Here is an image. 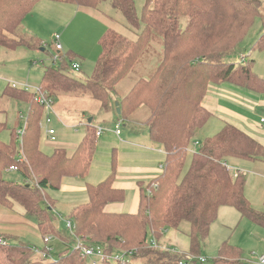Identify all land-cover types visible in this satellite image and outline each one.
<instances>
[{
	"label": "trees",
	"instance_id": "obj_1",
	"mask_svg": "<svg viewBox=\"0 0 264 264\" xmlns=\"http://www.w3.org/2000/svg\"><path fill=\"white\" fill-rule=\"evenodd\" d=\"M39 1L45 0H0V49L42 47L29 34L17 35L22 20ZM46 1L97 9L105 0ZM110 2L135 39L107 30L99 41L100 55L89 77L71 75L74 57L66 53L56 66L48 64L43 68L37 89L53 102L64 97L87 98L98 103L103 112L112 108L117 118L126 122H136L132 121L135 116L145 111V118L139 122L147 128L149 141L162 148L165 158L160 175L140 185L137 212L113 214L105 212V207L124 199L123 191L112 186L116 173L113 152L108 176L97 185H87L88 202L73 208L69 215L75 235L89 243L105 245L108 250L137 249L130 264H179L185 255L152 248L146 241L148 231L157 240L167 229L179 230L185 223L189 254L196 259L200 242L207 239L222 206L232 207L242 218L264 229V212L255 211L245 197L244 176H233L226 166L227 158L264 162V149L254 140L224 124L218 133L204 139L186 166L188 147L212 117L202 106L209 84H233L264 93V79L256 77L250 65L226 61L254 20L264 23L262 1L144 0L139 13L134 0ZM154 37L159 39L160 50L157 39L153 44ZM255 48L264 51V34ZM145 55L153 65L151 72L135 80L125 94L119 93L118 85ZM2 97L25 104L27 114L23 135L13 133L14 138H20L19 150L14 142L0 141V170L14 166L26 179L34 175L37 183L11 182L3 179L0 171V206L20 207L36 222L42 239L57 238L66 246V239L54 227L47 192L58 191L63 178L86 177L96 149L92 122L86 124L85 134L71 155L64 149L44 155L39 150V122L46 113L36 103L34 92L5 88ZM4 129L0 124V132ZM147 190H151L150 196ZM35 248L23 243L0 246V264H84L67 247L55 261H36ZM211 264H241V254L223 243Z\"/></svg>",
	"mask_w": 264,
	"mask_h": 264
},
{
	"label": "rangeland",
	"instance_id": "obj_2",
	"mask_svg": "<svg viewBox=\"0 0 264 264\" xmlns=\"http://www.w3.org/2000/svg\"><path fill=\"white\" fill-rule=\"evenodd\" d=\"M108 1L110 0H105L100 4V6H103L102 9L108 16H111L117 20L122 19L123 23L121 25H123L124 20L122 16L118 13L117 10L115 11V9L110 5L108 6ZM261 1L264 6V0ZM134 2L136 10L139 13L141 7L144 4V0H134ZM51 6H53V3H49L48 1H41L40 4L38 3L36 8L33 9L31 15L27 17V21L25 23L23 22L20 27L17 28V35L19 37H22L24 32L23 27H25V25L30 20L31 22L36 23L38 26H41L42 22H44V24H49L48 26L54 23V16L56 17L57 12L53 11ZM59 31L62 32L61 29H59ZM51 33L48 34L46 32L44 38H41L43 44L40 48H44L46 50L45 54L50 53L51 50ZM262 34H264V23L259 19H256L254 20L253 26L248 31L241 44L237 46L235 53L228 57L226 61L229 63H237L241 56H245L247 57V64L251 66V71L253 72V74H256L258 76L260 75L259 77L261 78L264 77V51H260L255 48V45ZM156 39L158 40V47L160 50L158 38L154 37V39L152 40L153 44H155ZM23 48L28 49L25 47ZM40 48L35 50L29 49L31 51L28 50V55L26 56H24L23 54L18 55L16 53L17 49H15L16 52L14 53H7L8 55H6V57L4 58H2V56L0 55V124H3L5 126V129L0 132V141L5 144L14 142L17 150H19L20 148V138H14L13 133H16L25 125L27 106L17 100L2 97V93L4 92L7 84L11 86L13 82L19 81V78H22L24 81H27V79L29 78V83H33L36 85L40 84L41 73L43 71L42 67L44 65H38L35 67L31 66L32 62L44 58V52H38ZM1 50L3 49L1 48ZM146 55L142 56L141 60L135 67L136 69L132 71L118 85L117 91L119 93H123L124 91H126V89L130 88L135 80H137L140 76H145L148 72H151L153 65H151L150 62H147L148 58L146 59ZM254 62H256L255 65ZM46 65L47 63L45 64V66ZM83 71L84 73H82V76H79L78 73H70L76 78H87L90 76V73L92 71L91 64L86 62L84 64ZM16 86L20 87V85ZM25 88H22V90L30 91L28 90L29 88ZM69 99L70 100L57 98V100L54 101L53 112L48 114V118L50 121L48 124H46L43 117L41 118L39 144L42 150L51 152L54 146L60 145L65 146L67 148L66 150L70 152V149H73L84 136L86 124H88L89 119H93V128H103L105 129V131L101 135V140L97 141L96 143V149L91 162L92 171H90L89 169L86 177H84L83 180H73L69 177H67L66 179L63 178L64 180H61L60 188L58 191L47 192L48 196L50 197V204L53 206L52 214L54 215V227L56 229V232L62 238L66 239L67 243L66 246H63L61 240L53 238L50 241V245L52 246L53 250L50 258H48L47 261L57 260L66 247L68 251H71L74 245L72 234H70V232L67 230L65 222H63L61 218H65L67 217L66 215H70L71 210L75 205H84L88 202L87 194L84 191L74 190L68 187L69 184L80 187L84 186V181H86L92 185H97L103 181L102 180L98 182V178L94 179L96 177L95 173H99L101 171H98L97 168L107 166V161L110 162L111 165V156L113 152H115L118 162V158H123V155L121 153L123 149H140L134 146L131 147L132 145L151 147L148 139V131L147 128L144 127V125H137L136 128L129 129V125L127 123H124L126 121L123 122L120 118V120H117V116L114 114V112L112 116L105 115L103 113V110L100 109L98 103L92 100L87 102L86 100H89L87 98L78 99L70 97ZM66 100L73 103L69 104ZM64 104H66L67 106H65ZM66 109L72 111V114L69 117H67L68 115H64ZM112 110L113 109L111 108V111ZM145 115V111H141L135 116V119H133L132 121L139 122V120L141 121V119L145 118ZM209 120L212 121L213 118L210 117ZM117 121L121 123V134L119 136L115 135L114 133V127L115 124H117ZM216 124L217 125L208 124L204 126L200 131H198V134L194 138L193 143L188 147L186 166L192 154L197 153L204 139L214 133H218L221 130V128L219 127V123ZM47 130L54 131V142H51L49 137L47 139ZM118 138H120V140ZM226 166L230 169L231 173L237 171L241 172L245 178V183L247 179H251V192L253 193V195H256L258 193L260 187L258 181L259 179L257 180V178L259 177H255L256 175L252 174L258 172H255V170L251 167V165H249V163L235 158H227ZM109 168H111V166H109ZM0 171L2 178L11 182L22 184L26 181L30 185H35L37 183L36 177L32 174H30L29 178L26 179L23 177L20 171L10 172L7 168H3ZM92 174L93 178L90 177ZM131 194L132 193L130 191L126 192L125 199L128 198L127 204L130 203ZM51 199L55 201V204ZM113 204L109 207L108 210H110L111 212H117L119 214H127V208H122L120 207V205ZM258 209H260L259 212H264V207ZM69 210L70 212L67 214ZM187 227L188 226L184 223L179 230L167 229L157 240L154 239L150 231H148L146 241L159 250L172 249L179 254L190 255L189 240L187 237H185V234L182 233L187 230ZM260 230L261 229L254 223L245 218H242L240 214L232 207L222 206L218 210L216 220L210 226L207 239L204 242H200L199 257L207 259V262L203 264H211L212 261L217 258L220 246L223 243H227L228 245L235 247L240 252L241 264H257L259 257L264 255V235H259L258 232H262V230ZM26 243L28 244V246L32 245L30 247L36 245L38 251H42L44 249L42 242H40V244L37 240H29ZM33 259L36 261L41 260L40 256L37 254H34ZM84 264L88 263L84 262ZM197 264L200 263L198 262Z\"/></svg>",
	"mask_w": 264,
	"mask_h": 264
},
{
	"label": "crops",
	"instance_id": "obj_3",
	"mask_svg": "<svg viewBox=\"0 0 264 264\" xmlns=\"http://www.w3.org/2000/svg\"><path fill=\"white\" fill-rule=\"evenodd\" d=\"M48 2L53 3V6L51 7L53 11L57 12L56 17L54 16V21H53L54 23L48 26L49 24H44V22H42L41 26H38L36 23H33L30 20L25 25V27H23L24 33L29 34L39 43L43 44L41 38H44L46 32L48 34L52 32L51 33L52 36L53 34L58 32V34L61 35L63 54L68 53L74 57V62L80 65L81 75L82 73H84L83 69H84V64L86 62L91 64L93 70L95 62L97 61L101 51L99 46V41L107 30H112L114 32H117L131 41L135 39V35L132 32H130L128 29H126L124 24L121 25L123 23L122 19L117 20L111 16H108L105 13V11L102 9L103 7L102 5L101 6L99 5L100 7L98 6L99 8L97 9H89V8L77 7L70 4H62L52 1H48ZM38 3L40 4L41 1L37 2L33 6L30 13H28L22 20V23L23 22L25 23L27 21V17L31 15L33 9L36 8ZM109 5L111 6L110 1H108V6ZM59 29H61L62 32H60ZM51 35L50 37L52 38ZM2 49L3 50L0 49L1 50L0 55L2 56V58L6 57V55H8L7 53L9 52L11 53L16 52V50H8L4 48ZM28 50L29 49L20 48L17 49L16 53L18 55L23 54L24 56H26L28 55ZM38 52L42 53L44 52V49L40 48ZM47 55H49V53L45 54L43 59H45ZM255 63L256 62H254V65ZM44 67L45 65L42 67V69ZM255 76L261 78L259 77L260 75L258 76L255 74ZM261 79H264V77H262ZM15 82L19 84H16ZM15 82H13L11 86L7 84L6 88H14L17 90H22V88L26 87L25 89L29 88L28 90L33 92V90H35L38 87V84L36 85L33 83H29V78L27 79V81H24L22 78H19V81H15ZM13 84L20 85V87L17 86L13 87L12 86ZM128 90L129 88L126 89V91H124L123 93L125 94V92H127ZM61 99L70 100L69 98H61ZM86 101L89 102L90 100H86ZM68 103L72 104L73 102L68 101ZM64 105L67 106L66 104ZM202 106L211 114L213 118L212 121L208 120L206 125L208 124L217 125L216 123H219L220 128H222L224 124L232 125L242 133L246 134L248 137H250L260 147L264 149V125L260 123V119L264 118V93L255 90L245 89L243 87H239L233 84H222V85L209 84L207 87L206 96L202 100ZM71 112H72L71 110L66 109L64 115H68L67 117H69L72 114ZM103 113L105 115H110V116L113 115V111L111 110ZM117 120L120 119L117 118ZM124 123H127L129 125V129H134L136 128L137 125L139 126L141 125L140 122H137L140 124H136L134 122H124ZM39 128H40V122H39ZM101 137L102 136H100L99 138H95L96 143L97 141L101 140L100 139ZM118 139L120 140V138ZM149 143L151 147L135 146V145L131 146V147L133 146L138 147L143 151L140 149L138 150L123 149V151L121 152L123 158H118V162H117V157L115 155L116 173L112 186L114 189L123 191L124 199L122 202L116 204L112 203V204L120 205V207L122 208H127L126 211L127 214H135L137 212L140 185L147 184L149 181L155 179L161 173L159 166L162 165L165 158V154L161 147L151 143L150 141ZM77 145H75L73 149H70L71 150L70 152L66 150L67 148L65 146H60V145L54 146L53 150L64 149L68 155H71L74 152ZM39 150L44 155H50L53 152V150L51 152L42 150L40 148V144H39ZM242 161L249 163V165H251V167L255 170V172H258L252 174L256 175L255 177H259L257 178V180L259 179L258 181H259L260 190L256 195H253L250 186L251 179H247L245 183L244 194L247 200L249 201L251 207L259 211L260 209L258 208L264 207V162L260 159L253 161H244V160ZM106 165L107 166L97 168L98 171L101 170L99 173H95L96 177L94 179L98 178L99 180L98 182L104 180L110 173V168H109V166H111L110 162L107 161ZM90 171H92L91 165H90ZM90 177L93 178V174ZM69 178L73 180L79 179L73 177H69ZM79 180H83V179H79ZM84 182H85L84 186L76 187L74 185L69 184L68 187L77 191H84L86 193V186L92 184L86 181ZM127 191H130L132 193L129 204H127L128 198L125 199ZM52 201L55 204V201L54 200ZM112 204H108L105 207L104 211L107 213L119 214L117 212H111L110 210H108ZM76 206L78 205H75L73 208H75ZM69 212L70 210L67 212V214ZM66 216L69 217V215ZM260 229L262 230V232H258L259 235L262 234L264 235V229L263 228ZM182 233L185 234V237L188 238V236L186 235V231ZM0 236L3 237L8 244H12V245L17 243L27 244L26 242L29 240H37L39 243L42 242V238L39 233L36 222L28 218L25 215L24 211L16 205L12 209L0 206ZM33 247H37V246L33 245Z\"/></svg>",
	"mask_w": 264,
	"mask_h": 264
},
{
	"label": "built area",
	"instance_id": "obj_4",
	"mask_svg": "<svg viewBox=\"0 0 264 264\" xmlns=\"http://www.w3.org/2000/svg\"><path fill=\"white\" fill-rule=\"evenodd\" d=\"M52 43H51V50L49 55L45 59H40L38 61L32 62V66H38V65H45L47 63L50 64L51 66H56L60 59L62 58L63 54V48H62V43H61V35L60 34H54L52 37ZM247 57L241 56L237 64L246 66ZM71 72L74 73H79L80 72V65L76 62L71 63ZM13 87H16L15 84L12 85ZM34 96H35V101L37 104L43 106L46 116L44 118V121L46 124H48L49 118L48 114L53 112V101L50 97H48L46 94L40 92L37 88L33 90ZM260 123L264 125V118L260 119ZM120 126L121 123L117 121V124H115L114 127V133L115 135L120 134ZM24 127H22L18 132V136L21 137L24 133ZM105 131L103 128H95V138H99L102 133ZM47 137H50L51 141H54L53 136L55 135L53 130H47L46 132ZM23 159L22 155L20 154L19 160L21 161ZM159 169L162 171V165L159 166ZM227 169H229L227 167ZM8 171L10 172H16L17 168L14 166L9 167ZM230 171V169H229ZM231 172V171H230ZM240 172H234L232 173L233 176H236ZM152 188H156V185L154 184ZM146 195L150 196L151 195V190L146 191ZM63 222H65L67 230L72 234V240H73V250L76 252L79 257L88 264H130L133 263L138 250L137 249H119V250H108L107 246L105 245H100V244H93L89 243L85 238L82 237H77L75 235V228L73 221L69 218H61ZM51 238L49 236H46L42 239V244L44 246L43 251H38L37 248L34 249V254L39 255L42 260L48 259L51 256L52 253V247L50 245ZM8 243L6 240L0 236V246H6ZM152 248H155V246L151 245ZM171 251L175 252L174 250L171 249ZM193 261L199 262L200 264L206 263L207 260L203 257L199 258H194L190 255H185L184 258L179 262V264H194ZM257 264H264V255L260 256L258 259Z\"/></svg>",
	"mask_w": 264,
	"mask_h": 264
},
{
	"label": "water",
	"instance_id": "obj_5",
	"mask_svg": "<svg viewBox=\"0 0 264 264\" xmlns=\"http://www.w3.org/2000/svg\"><path fill=\"white\" fill-rule=\"evenodd\" d=\"M115 107H116V113L119 115L120 112H119V108H118V103L117 102L115 103ZM91 122H92V119H89L88 120V124H90Z\"/></svg>",
	"mask_w": 264,
	"mask_h": 264
}]
</instances>
